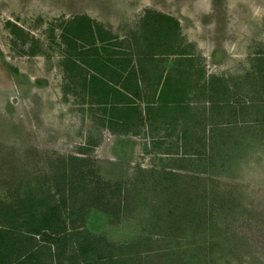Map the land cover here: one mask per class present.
Here are the masks:
<instances>
[{"label":"rangeland","instance_id":"374dc122","mask_svg":"<svg viewBox=\"0 0 264 264\" xmlns=\"http://www.w3.org/2000/svg\"><path fill=\"white\" fill-rule=\"evenodd\" d=\"M91 34L93 46L83 40ZM159 52L170 54H153ZM110 55L145 66L147 84L130 101L142 112L158 102L163 84L156 111L172 110L170 92L177 88L180 96L181 81H190L187 139L183 118L164 130L161 117L139 135L117 130L112 109L122 105L99 103L90 80L91 59H100L108 80ZM221 77L230 110L212 107L209 92L196 94ZM94 196L129 207L118 219L96 216ZM156 203L176 207L175 214L195 212L196 231L189 225L180 240L157 238L149 227ZM80 206L94 230L80 220ZM51 209L66 232L102 236V249L103 240L128 247L140 239L139 247H129L140 249L136 256L125 250L136 261L129 264L162 262L164 252H155L162 246L191 247L190 264H264V0H0V228L28 235L21 221L40 224ZM33 236L44 249L40 234ZM111 249L103 261L120 256ZM55 252L44 251L38 261L68 264L71 253L75 263H86L80 250Z\"/></svg>","mask_w":264,"mask_h":264},{"label":"trees","instance_id":"16d2710c","mask_svg":"<svg viewBox=\"0 0 264 264\" xmlns=\"http://www.w3.org/2000/svg\"><path fill=\"white\" fill-rule=\"evenodd\" d=\"M82 30L83 29H81V31ZM167 34L169 36V40H168L169 44H171L170 40L175 38V35L171 30L170 31L168 30ZM87 36H84L83 40L89 42L90 45L92 46L95 45V42L97 40L95 35L93 37L91 34L89 39H86ZM98 40L104 41L105 39L103 36H100ZM90 52H94L95 54L97 53V49L92 48L90 49ZM178 52H181V51H178ZM153 54L155 55L163 54L164 55L166 53L159 52V53H153ZM181 54H184V53H181ZM72 63L74 64V61H72ZM98 64L102 65L101 62H99L97 59H91V61L89 62V65L91 68H93L94 73H96V71L98 72V67H97ZM116 64L120 68V71H121V72L115 73L117 75V80L119 79L118 84L120 85L121 90L118 91L117 89H115L117 90L115 91L117 92L116 93L117 96L112 95L113 98L111 100L107 101L108 94L111 91L108 90V86L106 85V83H104V81L98 79L96 75L94 74L91 76L90 80H91V85H92L91 87L94 90H96V94L98 95L99 103L101 104L111 103L114 105L115 104L122 105L121 107H118V108L115 107L112 109V112L114 113L113 122L115 125L117 124V127H118L117 130L121 132L122 134L128 133V130H129V132L131 131L134 135H139L141 131L140 127L147 125V124L152 125V123L154 125V123L158 121L159 118L161 119V117H165L167 119V121H165L166 119L163 120L164 130L166 129L167 126L168 127L172 126L173 128H177L179 124V119L183 118L184 121H183L182 126L180 125V128L185 130V135L183 136V138L187 139L186 134H188L187 129L189 128L188 123L191 121L190 116L188 115L190 113L189 112L190 107H188L187 105L191 102V100L190 99L186 100V94L188 93L186 90H187V87H189L190 85V81H187V82L181 81V83L183 84L184 90L183 92H181L180 96L176 94V92L178 91L177 88H174V90L170 92L169 102L174 103V105H169L167 107H172L173 108L172 110L165 109L164 111H160V110L156 111V107H159V103L163 99L162 98L163 97L162 91H163V86H164L163 84L158 94L159 97L157 96L158 102L154 101L151 103L152 105H147L144 112H142V110H140L139 108L130 107V104H131L130 101L132 98L129 97L127 94L129 93V91H131V93L134 94L132 91L134 87L136 91L138 89V92H135V91L134 92L137 96H139V89L141 85L147 84V79L144 77L145 74L142 71L144 70L145 66L144 65L142 66V64H138V63L131 64V61L129 59H121L119 61L117 59ZM161 77L155 80V83H154L155 85L158 86L160 84L161 79H162ZM96 80L101 82L103 86H99ZM167 80L169 82L168 77L165 76L164 81L166 82ZM210 80H211L210 82H206V84L203 85L201 88L196 87V94L203 97L206 95V92H209V94L207 95H210V100L211 102H213L211 104L212 107L216 106L217 108L220 107V109L228 108L230 110V108L232 107L228 106V103L227 104L225 103L226 101H228V97L225 96L226 95L225 88L227 87L226 85L227 81H225L222 77L214 78ZM93 81H95L96 84L93 83ZM103 93H104V96L100 95ZM146 102L148 104V101ZM180 109H183V113L179 112L178 114L180 115L175 116L174 112L175 111L178 112V110ZM221 112L223 114L225 111H221ZM184 113H186L187 116H185ZM191 123H193V125L190 126V129L195 125L193 120ZM154 146L156 148L155 150H160L161 142L155 143ZM163 152L164 151H162L161 153L165 154ZM167 174L172 175L173 173H167ZM170 175H167L166 178L170 177ZM172 193H168V197ZM175 193L177 192L175 191ZM45 199L46 198H42L41 199L43 200L42 202H44ZM92 200L94 202L98 200L96 204L94 205V207L92 206L93 214L96 216H100L101 213H111V214H114V217L118 219V216H119L118 213L121 210L127 211L129 207V204L125 203L122 200L114 201V203H112V201L109 198H106L105 196H103V199L101 200L100 198L94 196ZM30 201H32V199L30 198H28V200L23 199L22 201L23 204H19L18 206L22 209L21 205H26ZM93 201L91 204H94ZM156 202L159 203V201H156ZM163 207L162 205H159L156 203L155 205H153V208H152L153 209V214H152L153 226H149V227L156 228L155 235L159 236L157 238L159 239L174 238L173 240H175V238H179L180 240L184 237L183 234H185V232L188 231L187 227L189 225H190L189 227L191 228V230L196 231L195 221L197 220L196 218L197 214H195V212L186 213L182 211L181 212L182 214H175L179 210V209H176V207L167 208V209H164ZM53 209H51V213L53 212ZM18 212H19V209L16 211V214H18ZM78 213L81 216L80 220H82V222L84 223L86 220L89 225V228L94 230L95 225H93L94 222H92V217H87L84 206L79 207ZM2 214L4 215V213L0 211V217H2ZM33 218L38 220V217L36 215H33ZM10 220H14V218H11ZM43 221L44 223L40 225ZM21 222L22 224L20 225V227L23 226L24 232L28 235H25L23 232H18L17 234H15V231H5V229L0 228V264H47V263H41L38 260L42 258V256L40 255L44 251L47 254H52V250L57 251L55 252L57 256H62V257H66L65 256L66 250L67 251L80 250L82 254V259L84 262H86L84 264H129L130 261L134 262V257L127 256L125 253V250L126 249L130 250V252L134 253L135 256L137 253L140 252V249L136 250L135 252L133 251V249H129V247H133V246L139 247L140 246L138 244L140 239H137L136 237L132 239L133 241L128 247L127 245H120L118 247H115L114 245L108 244L107 242H104L103 240L102 244L104 243L105 247L104 249H102V247L99 245L100 241L102 240V236L97 237L96 235H91V233H88L87 235H83L80 230H73L72 232L71 231L66 232L67 227H66V223H64L65 221L59 220L56 216L53 215V213H52V216L44 215V217L41 218L40 224L31 226L29 225V223H25L23 221ZM70 222H71V227L74 228L75 221H70ZM11 226L13 229H17L18 227L17 222L14 221L13 223H11ZM43 230L49 231V233H46V232L42 233ZM33 233L37 235L40 234L42 240L47 243L46 245L43 246L44 249H41V247H35L33 245V240H35L36 238L33 236ZM57 234H60V235L57 236ZM20 238L23 239L22 241L24 242L23 249H20V246H17V242L20 241ZM72 238H74L75 240L71 241ZM147 240H149V238H147ZM173 240L172 239L168 240V243L174 242ZM177 243L180 244L178 241ZM53 244H55L56 246L52 247ZM108 247L113 248L111 249V251L116 250L114 248H118V252L120 253L119 254L120 256H114L113 255L114 253H110L111 255H108L106 260L103 261L101 259L102 254L103 252H105V250H108ZM162 247H159L155 252H164L163 255H165V257L163 258L165 259L162 262H155V264H190V261H186L185 256L189 255L193 257L194 255V253L193 254L189 253V251L191 250V247L189 246H187L185 249L178 246V248H174L171 250H169L168 248L162 249ZM144 251L145 252L152 251V249L146 248L144 249ZM158 254L162 255V253H158ZM70 255L71 256L64 258V260H68L69 261L68 264H71V263L77 264L78 262L77 263L74 262L75 256L72 255L71 253ZM134 263H136V261Z\"/></svg>","mask_w":264,"mask_h":264},{"label":"crops","instance_id":"0c3cea01","mask_svg":"<svg viewBox=\"0 0 264 264\" xmlns=\"http://www.w3.org/2000/svg\"><path fill=\"white\" fill-rule=\"evenodd\" d=\"M107 51V53H109V50H106ZM174 52V51H173ZM175 52H178V51H175ZM174 52V53H175ZM166 54H165V56H167L168 54H170L169 52H165ZM173 53V54H174ZM177 55H179L178 53H176ZM161 55V54H160ZM163 55V54H162ZM110 57V60H108V62H110V63H112V65H108L109 66V71H108V73H109V75L110 76H108L109 78H108V80L106 79L105 80V75H104V73L102 72V71H104V70H102V68H103V64L102 65H100V64H98V72L96 71V73H94L93 72V74L94 75H96V77L98 78V79H100V80H102V81H104V83H106V85L108 86V90H110L111 92H109V94H108V100L107 101H109V100H111L113 97H112V95H115V96H117V92H115V91H119V90H121V88H120V85L118 84V81H119V79L117 80V75L115 74L116 72H121L120 71V68L117 66V59L116 58H119V57H117L116 55H110L109 56ZM115 58V59H114ZM124 58V57H123ZM100 60V59H99ZM98 60V61H99ZM119 60H121V59H118V61ZM100 62V61H99ZM103 62H105V61H103ZM108 62H107V64H108ZM104 69V68H103ZM100 71H101V73H100ZM105 72V71H104ZM92 74V75H93ZM117 80V81H116ZM96 82H97V84L99 85V86H103L102 85V83L101 82H99V81H97L96 80ZM95 81H93V83H96ZM112 86V87H111ZM110 87V88H109ZM103 88H105V87H103ZM107 89V88H106ZM115 89H117V90H115ZM132 91H133V93H135V92H138V89H137V91H136V89L133 87V89H132ZM135 91V92H134ZM124 92V91H123ZM130 93V94H129ZM129 93L127 94L129 97H133V95H132V93H131V91H129ZM102 96H104V95H102ZM145 110V109H144ZM144 112V111H143Z\"/></svg>","mask_w":264,"mask_h":264}]
</instances>
